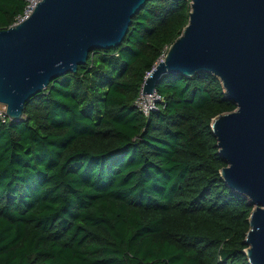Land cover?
<instances>
[{
  "label": "trees",
  "instance_id": "obj_1",
  "mask_svg": "<svg viewBox=\"0 0 264 264\" xmlns=\"http://www.w3.org/2000/svg\"><path fill=\"white\" fill-rule=\"evenodd\" d=\"M193 0H148L123 42L54 78L21 121L0 119V264H250L254 205L221 175L212 124L237 109L211 73L146 76ZM26 0H0V28Z\"/></svg>",
  "mask_w": 264,
  "mask_h": 264
},
{
  "label": "water",
  "instance_id": "obj_2",
  "mask_svg": "<svg viewBox=\"0 0 264 264\" xmlns=\"http://www.w3.org/2000/svg\"><path fill=\"white\" fill-rule=\"evenodd\" d=\"M148 0H42L25 21L0 28V103L11 122L51 81L77 72L95 48L119 46ZM217 76L237 105L213 121L226 184L249 198L245 250L264 264V0H193L190 20L146 76L143 95L166 74Z\"/></svg>",
  "mask_w": 264,
  "mask_h": 264
},
{
  "label": "built area",
  "instance_id": "obj_3",
  "mask_svg": "<svg viewBox=\"0 0 264 264\" xmlns=\"http://www.w3.org/2000/svg\"><path fill=\"white\" fill-rule=\"evenodd\" d=\"M42 0H26V5L22 13L18 14L15 17V20L12 25H16L28 19L32 13L34 12L35 8L37 7L38 3ZM161 99L160 95L157 91L151 95H143L142 90L140 97L137 100V106L146 114L149 115L150 111L155 108L157 101ZM2 104V103H0ZM3 108H0V119L3 122L10 121V118L7 114V106L2 104ZM11 122V121H10Z\"/></svg>",
  "mask_w": 264,
  "mask_h": 264
},
{
  "label": "rangeland",
  "instance_id": "obj_4",
  "mask_svg": "<svg viewBox=\"0 0 264 264\" xmlns=\"http://www.w3.org/2000/svg\"><path fill=\"white\" fill-rule=\"evenodd\" d=\"M164 55H165V54H164ZM164 55H163V56H164ZM0 108H3L2 104H0Z\"/></svg>",
  "mask_w": 264,
  "mask_h": 264
}]
</instances>
